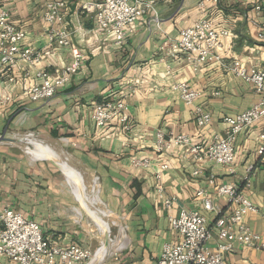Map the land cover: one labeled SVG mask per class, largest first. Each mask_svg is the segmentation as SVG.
<instances>
[{"label":"crops","instance_id":"obj_1","mask_svg":"<svg viewBox=\"0 0 264 264\" xmlns=\"http://www.w3.org/2000/svg\"><path fill=\"white\" fill-rule=\"evenodd\" d=\"M92 1L67 0L57 22L49 25L43 18L47 0H4L9 23L41 52V61L35 65L18 61L12 68L13 82L0 71V136L6 138L0 141V215L10 207L37 222L52 244H78L94 255L104 247L106 230L96 226L92 213L104 222L109 239L106 255L92 259L91 264H157L163 246L178 239L168 218L182 209L196 210L200 189L228 214L232 205L216 194V187L232 185L264 213V165L256 153L264 137V120L237 135L231 170L195 162L177 146L161 155L154 151L158 130L186 135L194 143L223 138L228 129L224 118L234 117L258 100L254 88L225 66L237 59L248 71L264 69V44L258 40L264 32V9H254L259 0H218L216 4L159 0L154 12L133 24L121 46L95 25L93 14L81 10L82 3ZM199 20L210 21L230 35L224 40L223 66L207 65L195 72L184 55L172 53L170 44L182 29ZM61 30L69 34L68 47L48 42L53 31ZM77 51L84 54L83 67L52 99L32 101L23 96L35 71L52 74L69 65ZM180 82L199 92L194 105L210 113L206 126H197L194 106L181 100L176 88ZM108 94L124 95L133 123L130 132L122 135L115 127L96 128L92 107ZM28 134L37 140L32 139V144L26 139L24 150L18 139ZM46 155L63 164L69 176ZM144 159L148 165L135 164ZM162 163L169 167L161 171ZM195 170L200 171L198 176L193 175ZM158 173L163 196L175 199L169 208L154 186ZM210 177L215 182L211 186L207 184ZM76 178L89 211L76 196ZM95 179L98 193L91 196ZM208 218L212 249L217 233L213 216ZM244 222L264 241L259 213H247ZM0 264L12 263L0 257ZM225 264H264V249L237 244L226 254Z\"/></svg>","mask_w":264,"mask_h":264},{"label":"built area","instance_id":"obj_2","mask_svg":"<svg viewBox=\"0 0 264 264\" xmlns=\"http://www.w3.org/2000/svg\"><path fill=\"white\" fill-rule=\"evenodd\" d=\"M159 0H95L81 4V10L93 14L95 25L109 36L116 46H121L133 24L154 12ZM172 3L175 0H161ZM218 3V0H209ZM0 0V71L5 72L8 82H13L12 68L18 61L35 65L41 61V52L35 51L26 41L24 32L9 23V15ZM67 0H47L45 4L44 21L53 25L66 7ZM254 9L260 12L264 9V0H259ZM230 35L226 29H218L207 20H199L192 27L179 32L178 39L170 44L174 54H182L191 64L193 71H199L203 66H223L224 40ZM258 40L264 44V32L258 34ZM50 44L60 47L70 45L69 34L66 30L53 31L48 36ZM164 45L167 46V43ZM84 54L81 51L72 54L71 63L54 70L52 74L45 70H37L33 75V83L23 90V96L32 101H48L58 89L69 84L84 65ZM225 69L236 78L250 84L258 100L248 109L224 118L228 126L223 138H215L211 143H194L183 134L168 133L158 130L155 133L156 154L167 152L171 146L183 149L184 154L195 162H212L231 170L235 163L234 144L237 135L245 128L264 120V69L246 70L237 59H232ZM180 98L187 106H194L193 116L198 127L206 126L211 120L209 112L200 106H195L199 99L198 91L186 82L176 85ZM8 100V98L6 99ZM92 119L97 129L104 130L115 127L117 134H125L132 130L133 123L127 112V104L123 94H108L103 100L92 107ZM33 138V134L26 135ZM257 156L264 165V137L257 149ZM148 160L135 161L139 166L148 165ZM161 171L167 169V163L160 165ZM199 170L193 172L194 176ZM155 189L165 207L169 208L174 198L163 196L160 183L161 176H156ZM207 184L214 185V179L208 178ZM91 196L98 193L97 180L91 185ZM216 194L225 197L232 205L228 214L222 213L203 189L196 192L199 206L196 210L179 211L177 216H170L169 227L178 235L177 241L163 246L157 264H225L226 254L232 252L235 245L251 246L264 249L262 237L255 233L245 222L247 213H259L264 220V213L247 198L239 194L232 185H219ZM209 216H213L216 230V241L210 248L211 231ZM0 257H5L12 264H88L93 254L78 244H52L43 235L40 225L25 218L21 213L6 207L0 215ZM104 248V247H103ZM107 251V250H106ZM106 255V252L105 254ZM104 257V256H103Z\"/></svg>","mask_w":264,"mask_h":264},{"label":"bare ground","instance_id":"obj_3","mask_svg":"<svg viewBox=\"0 0 264 264\" xmlns=\"http://www.w3.org/2000/svg\"><path fill=\"white\" fill-rule=\"evenodd\" d=\"M32 139H34V138H27V141L29 142V143H32V144H34V140H32ZM45 159H50V160H55L53 157H51V156H49V155H46V157H45ZM55 162H57V164L59 165V167L62 169V171L64 172V174H65V176L66 177H68L69 176V171L66 169V167L63 165V164H61V163H59L57 160L55 161ZM74 183L76 184V186H77V189H78V193H79V201H81L82 202V204H83V207L85 206V208L84 209H87V211H89L88 210V208H87V206L86 205H84V195H85V193H84V191H83V186H82V184H81V182L76 178V179H74ZM75 192V191H74ZM84 198V199H83ZM94 198V197H93ZM92 198V199H93ZM98 199V198H97ZM91 201V200H90ZM98 201V200H97ZM90 213V212H89ZM91 214V216H92V218H93V220L96 222V226H98L99 228H100V230L101 231H104V230H106L107 231V228L104 226V222L103 221H101V220H99L98 218H96L95 219V217L93 216V214L92 213H90ZM105 252H106V249L105 248H103V247H100L99 248V250L93 255V260H97V259H99V258H101V257H103V255L105 254ZM88 264H91V262L90 263H88Z\"/></svg>","mask_w":264,"mask_h":264},{"label":"water","instance_id":"obj_4","mask_svg":"<svg viewBox=\"0 0 264 264\" xmlns=\"http://www.w3.org/2000/svg\"><path fill=\"white\" fill-rule=\"evenodd\" d=\"M6 140V138L4 136H0V141ZM50 160V159H49ZM54 165L57 166V164L53 161L50 160ZM84 199V198H83ZM83 205V204H82ZM103 246L106 247L108 245V239H109V233L108 231H104L103 233Z\"/></svg>","mask_w":264,"mask_h":264},{"label":"rangeland","instance_id":"obj_5","mask_svg":"<svg viewBox=\"0 0 264 264\" xmlns=\"http://www.w3.org/2000/svg\"><path fill=\"white\" fill-rule=\"evenodd\" d=\"M35 138V137H33ZM27 136H21L19 137V144L23 147V149L25 150V148L28 146L27 142H26ZM37 140V138H35ZM34 146V145H33ZM30 152V151H29ZM91 188V187H90ZM76 196L78 197V195L76 194ZM79 198V197H78Z\"/></svg>","mask_w":264,"mask_h":264}]
</instances>
